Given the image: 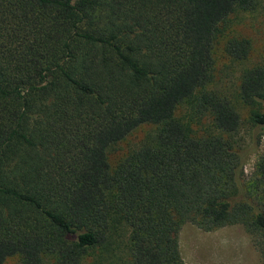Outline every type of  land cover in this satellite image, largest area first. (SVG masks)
Instances as JSON below:
<instances>
[{"label": "trees", "instance_id": "obj_1", "mask_svg": "<svg viewBox=\"0 0 264 264\" xmlns=\"http://www.w3.org/2000/svg\"><path fill=\"white\" fill-rule=\"evenodd\" d=\"M255 0H0V264H82L126 228L125 264H185L182 225H240L264 264V60L242 70L253 142L229 136L240 117L210 87L218 26ZM228 38L233 60L249 54ZM191 98L210 131L174 115ZM143 124L153 141L113 166L108 151ZM94 264H99L95 262Z\"/></svg>", "mask_w": 264, "mask_h": 264}, {"label": "rangeland", "instance_id": "obj_2", "mask_svg": "<svg viewBox=\"0 0 264 264\" xmlns=\"http://www.w3.org/2000/svg\"><path fill=\"white\" fill-rule=\"evenodd\" d=\"M252 11L236 10L219 26L215 34L212 58L213 71L210 87L220 89L240 117L238 130L229 138L241 148L248 147L254 139V129L247 121L249 108L242 105L236 95V83L243 69L264 60V0H255ZM228 38L245 39L249 54L244 60H233L224 51ZM191 98L176 107L174 115L184 130L192 135L210 131L207 116L197 115L190 105ZM155 126L140 125L126 139L108 151V162L113 166L128 150L153 141ZM264 153V127L255 150L245 158L244 174L253 171L256 158ZM126 228L120 222L110 225L108 238L101 248L86 256L82 264H125ZM178 245L185 264H262L250 236L238 225H227L203 232L191 224H184L178 232ZM43 264H51L43 258ZM3 264H19L18 257H10Z\"/></svg>", "mask_w": 264, "mask_h": 264}]
</instances>
